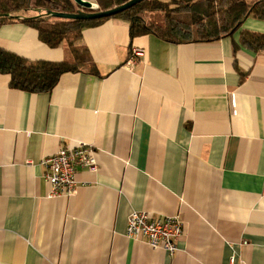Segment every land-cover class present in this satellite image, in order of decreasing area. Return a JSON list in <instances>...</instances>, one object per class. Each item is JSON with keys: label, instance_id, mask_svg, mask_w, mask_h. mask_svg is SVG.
Wrapping results in <instances>:
<instances>
[{"label": "crops", "instance_id": "1", "mask_svg": "<svg viewBox=\"0 0 264 264\" xmlns=\"http://www.w3.org/2000/svg\"><path fill=\"white\" fill-rule=\"evenodd\" d=\"M242 28L264 33V21ZM238 37L130 38L112 17L79 41L97 74L65 72L32 93L0 73V264H264V49H235ZM0 47L68 53L18 21L0 26ZM79 142L95 168L78 169L73 195L48 197L42 158ZM133 210L178 215L174 255L125 235Z\"/></svg>", "mask_w": 264, "mask_h": 264}, {"label": "trees", "instance_id": "2", "mask_svg": "<svg viewBox=\"0 0 264 264\" xmlns=\"http://www.w3.org/2000/svg\"><path fill=\"white\" fill-rule=\"evenodd\" d=\"M95 1L96 10H106L128 0ZM78 9L73 0H0V26L21 22L34 28L42 43L51 48L65 46L70 55L69 60H30L0 47V73L9 75L10 87L32 93L51 92L65 72L85 70L97 74L88 49L79 41L84 28L112 17L128 22L130 38L153 34L172 43L213 42L238 32L235 49L238 45L252 51L264 49V33L242 28L248 17L264 21V0H141L110 17L88 20L43 13H75ZM145 12L151 13L149 19L143 16Z\"/></svg>", "mask_w": 264, "mask_h": 264}, {"label": "built area", "instance_id": "3", "mask_svg": "<svg viewBox=\"0 0 264 264\" xmlns=\"http://www.w3.org/2000/svg\"><path fill=\"white\" fill-rule=\"evenodd\" d=\"M95 9L98 8L93 3ZM142 51L132 49L127 64L136 65ZM40 164L49 185L48 197L73 195L76 190V173L80 168L94 169L95 149L86 143L61 145L55 153L42 158ZM183 223L178 215L153 218L145 210H133L127 218L125 235L129 238H144L153 249H161L172 256L177 251L176 240L182 234ZM233 258L231 259V264Z\"/></svg>", "mask_w": 264, "mask_h": 264}, {"label": "water", "instance_id": "4", "mask_svg": "<svg viewBox=\"0 0 264 264\" xmlns=\"http://www.w3.org/2000/svg\"><path fill=\"white\" fill-rule=\"evenodd\" d=\"M73 1L79 6L78 11L75 13L58 12L51 10H46L43 13L47 15H51L52 17L65 18V19H82V20L96 19V18L110 17L112 15H115L121 12L122 10L130 7L131 5L140 2L141 0H128L127 2L119 6L106 10H96L93 5V2L90 0H73ZM84 9H90L91 11H86Z\"/></svg>", "mask_w": 264, "mask_h": 264}, {"label": "rangeland", "instance_id": "5", "mask_svg": "<svg viewBox=\"0 0 264 264\" xmlns=\"http://www.w3.org/2000/svg\"><path fill=\"white\" fill-rule=\"evenodd\" d=\"M90 1H92L93 3H96V1L95 0H90ZM248 2H251V1H253V0H247ZM97 4V3H96ZM153 13H158V12H153ZM145 14V15H144ZM143 14V16L146 18V19H149V16H150V14L151 13H147V12H145ZM160 20V19H159ZM66 58L69 60L70 59V55H69V53H67L66 54Z\"/></svg>", "mask_w": 264, "mask_h": 264}]
</instances>
